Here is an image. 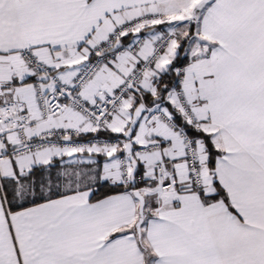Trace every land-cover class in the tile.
<instances>
[{"label": "snow or ice", "instance_id": "obj_1", "mask_svg": "<svg viewBox=\"0 0 264 264\" xmlns=\"http://www.w3.org/2000/svg\"><path fill=\"white\" fill-rule=\"evenodd\" d=\"M0 264H264V0H0Z\"/></svg>", "mask_w": 264, "mask_h": 264}]
</instances>
